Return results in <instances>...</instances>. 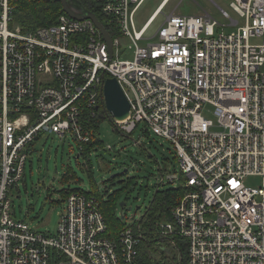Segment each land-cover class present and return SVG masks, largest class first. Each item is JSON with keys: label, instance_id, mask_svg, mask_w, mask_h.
<instances>
[{"label": "built area", "instance_id": "1", "mask_svg": "<svg viewBox=\"0 0 264 264\" xmlns=\"http://www.w3.org/2000/svg\"><path fill=\"white\" fill-rule=\"evenodd\" d=\"M144 1L82 4L105 20L111 34L97 18L109 52L91 20L62 12L54 24L23 31L16 0H0V264H143L139 226L106 238L94 197L69 194L52 235L10 215L25 147L43 133L87 143L88 124L105 114L119 133L141 124L173 146L177 168L161 180L182 196L154 238L171 247L170 264H264V0H228L232 14L215 5L222 24L207 13L164 15L162 0L136 29ZM106 78L129 103L122 121L106 112ZM249 178L259 185L247 186Z\"/></svg>", "mask_w": 264, "mask_h": 264}, {"label": "rangeland", "instance_id": "2", "mask_svg": "<svg viewBox=\"0 0 264 264\" xmlns=\"http://www.w3.org/2000/svg\"><path fill=\"white\" fill-rule=\"evenodd\" d=\"M161 2L145 0L142 3L134 18L136 29L143 26ZM215 5L232 14L228 0H168L162 12L169 15L175 10L180 16L207 13L222 24L224 21ZM162 21L163 16H158L146 35L155 32ZM127 47L128 44H124L123 49ZM126 56L129 57V53ZM98 134L102 146L88 152L85 159L79 156L77 143L68 134L63 138L52 133L39 134L27 145L23 179L8 193L11 217L23 221L36 232L52 235L66 200L62 190L79 188L89 191L91 177L100 191H120L116 215L130 226L141 218L157 187L161 190L173 187L161 180V175L177 168L170 142L144 131L141 124L130 134L119 133L106 115L100 119ZM244 182L250 187L259 185V180L254 178ZM121 203L125 205L120 207ZM161 222L166 223L164 219ZM149 251L152 262L158 259L156 255L163 256L165 264L172 262L173 251L165 242L154 240Z\"/></svg>", "mask_w": 264, "mask_h": 264}, {"label": "trees", "instance_id": "3", "mask_svg": "<svg viewBox=\"0 0 264 264\" xmlns=\"http://www.w3.org/2000/svg\"><path fill=\"white\" fill-rule=\"evenodd\" d=\"M86 5V0H78ZM89 10L104 24L106 30L111 34L110 30L105 24V20L100 16L97 10L89 7ZM62 13L61 6L57 0H16V11L14 12V21L23 31H28L38 27L48 26L55 23L58 15ZM113 36V35H112ZM106 115V114H105ZM107 116V115H106ZM103 117V115H102ZM108 117V116H107ZM101 117L92 119L88 124L90 139L87 143L82 145L77 144L79 149V156L84 158L86 154L93 150L96 146H102V141L98 134V125ZM73 178V176H70ZM113 178V177H112ZM64 180H66L64 178ZM90 189L85 191L83 189H63L62 194L67 197L74 192L82 193L88 197H94L98 203L99 211L103 216L106 224V231L104 236L108 239H114L119 232L126 227L136 228L139 226L142 238L144 239L140 244V251L142 253L141 259L143 264H165L162 259L151 261L149 257V250H152V243H154V236L159 230L162 219L170 221L172 208L176 205L182 196V190L179 188H156L157 191L150 200L141 218L133 221L130 226H126L120 218L116 215V202L120 196V191H100L98 186L89 178ZM181 254V260L185 259V247L182 243H176ZM154 251V250H153Z\"/></svg>", "mask_w": 264, "mask_h": 264}, {"label": "water", "instance_id": "4", "mask_svg": "<svg viewBox=\"0 0 264 264\" xmlns=\"http://www.w3.org/2000/svg\"><path fill=\"white\" fill-rule=\"evenodd\" d=\"M57 2L60 4L62 12L67 14L69 17L75 20H91L100 31L105 43L108 46V51L111 52V37L92 12L87 10L78 0H57ZM102 96L106 112L112 119L122 121L128 116L129 103L116 79H104ZM156 191L157 189H155L154 194L156 193ZM124 205V203H121L120 207H123ZM138 209L139 208H136L135 210ZM128 210H131V208H129Z\"/></svg>", "mask_w": 264, "mask_h": 264}, {"label": "flooded vegetation", "instance_id": "5", "mask_svg": "<svg viewBox=\"0 0 264 264\" xmlns=\"http://www.w3.org/2000/svg\"><path fill=\"white\" fill-rule=\"evenodd\" d=\"M69 1H71V0H69Z\"/></svg>", "mask_w": 264, "mask_h": 264}, {"label": "crops", "instance_id": "6", "mask_svg": "<svg viewBox=\"0 0 264 264\" xmlns=\"http://www.w3.org/2000/svg\"><path fill=\"white\" fill-rule=\"evenodd\" d=\"M202 15V14H201Z\"/></svg>", "mask_w": 264, "mask_h": 264}]
</instances>
